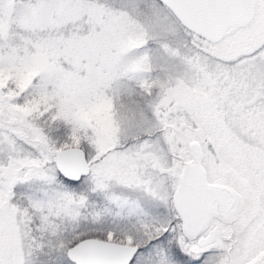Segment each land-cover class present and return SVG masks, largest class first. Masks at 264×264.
<instances>
[{
	"label": "snow or ice",
	"instance_id": "snow-or-ice-1",
	"mask_svg": "<svg viewBox=\"0 0 264 264\" xmlns=\"http://www.w3.org/2000/svg\"><path fill=\"white\" fill-rule=\"evenodd\" d=\"M0 264H264V0H0Z\"/></svg>",
	"mask_w": 264,
	"mask_h": 264
}]
</instances>
